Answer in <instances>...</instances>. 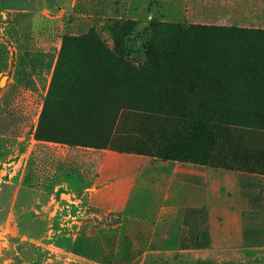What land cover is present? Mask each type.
<instances>
[{
    "label": "rangeland",
    "instance_id": "rangeland-1",
    "mask_svg": "<svg viewBox=\"0 0 264 264\" xmlns=\"http://www.w3.org/2000/svg\"><path fill=\"white\" fill-rule=\"evenodd\" d=\"M234 29L264 31V0L0 7V264H193L233 223L234 177L246 244L264 245V175L163 152L202 118L233 155L248 140L217 124L264 106V45Z\"/></svg>",
    "mask_w": 264,
    "mask_h": 264
},
{
    "label": "trees",
    "instance_id": "trees-1",
    "mask_svg": "<svg viewBox=\"0 0 264 264\" xmlns=\"http://www.w3.org/2000/svg\"><path fill=\"white\" fill-rule=\"evenodd\" d=\"M252 30L253 29L241 32L234 29V31H238L240 35H250L254 40H260L264 45V31ZM77 40V37L66 36L63 40V46L71 41ZM63 48L64 47H62L61 52L63 51ZM152 58L155 62L157 61V57ZM64 59L65 56L64 53H62L56 64L55 73L53 74L51 81V88L47 94L50 99L51 96H53V85L57 78H59L58 75L61 73L63 68ZM69 72L72 73V70H69ZM48 97L47 101L49 99ZM81 97H84L85 100L90 102V104L92 103V97L89 92H86L84 96L81 95ZM46 107L45 103L38 117L39 123L44 121ZM69 114L72 115V112L70 111ZM254 117L255 118L252 121L244 124L233 125L228 121L223 120L217 122L219 129L223 134H227L234 128V132L238 135V138H242L243 136L249 137L246 142L239 144L238 147H235L234 143V155L230 150H228L225 143L222 142L219 144L221 145L219 147L215 145V138L213 135L214 129L212 124L207 119L202 118V121L192 127L191 133L188 135L183 144L177 148L172 147L163 151L164 158L176 160L181 157H187L197 163H209L213 166L222 167L224 169H234L242 172L264 175V106H260L259 111L254 114ZM34 138L36 140L42 139L39 135V126L35 130ZM65 143L68 145H76L77 141L74 139H67ZM225 150H227V157L224 156L226 153L223 154ZM214 153L217 155H214Z\"/></svg>",
    "mask_w": 264,
    "mask_h": 264
},
{
    "label": "crops",
    "instance_id": "crops-1",
    "mask_svg": "<svg viewBox=\"0 0 264 264\" xmlns=\"http://www.w3.org/2000/svg\"><path fill=\"white\" fill-rule=\"evenodd\" d=\"M26 2L27 0H0V7L8 13L19 14L25 11ZM14 81L20 85L22 84L21 81L24 82V80L19 79L17 75L15 76ZM49 82V79H46V89L49 86ZM220 187L221 185L219 186V192H222V188ZM232 197H234V199L230 200V205L234 208V219L232 218L233 223L228 229L227 235L224 233L222 234L224 237H221V247H214L205 250L200 249L198 251V258L193 264H256V257L264 256V245L251 244L249 242L246 244V239H250L251 234H247L246 231H244V220L238 211L240 207V198L239 186L236 177H234ZM213 257L215 259H213ZM243 257H246V259ZM261 259L262 258H258L257 260Z\"/></svg>",
    "mask_w": 264,
    "mask_h": 264
}]
</instances>
